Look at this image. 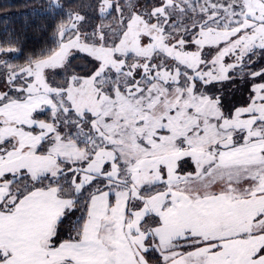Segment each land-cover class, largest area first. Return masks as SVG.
Instances as JSON below:
<instances>
[{
  "label": "snow or ice",
  "instance_id": "obj_1",
  "mask_svg": "<svg viewBox=\"0 0 264 264\" xmlns=\"http://www.w3.org/2000/svg\"><path fill=\"white\" fill-rule=\"evenodd\" d=\"M88 8L0 43V264H264V0Z\"/></svg>",
  "mask_w": 264,
  "mask_h": 264
},
{
  "label": "trees",
  "instance_id": "obj_2",
  "mask_svg": "<svg viewBox=\"0 0 264 264\" xmlns=\"http://www.w3.org/2000/svg\"><path fill=\"white\" fill-rule=\"evenodd\" d=\"M52 0H0V43L12 41V46L18 49L13 55L18 56L13 63L23 64L27 57L33 53L39 54L42 50L54 47V30L61 20L66 19L63 14L53 17L49 14V4ZM64 5V12H80L91 17L92 12L88 5L93 0H58ZM105 20L104 23H110ZM92 23H100L93 20ZM82 71L86 65L78 58L74 61ZM57 80L62 76L55 77ZM247 93L243 87L239 91H229L226 94V102L239 105L246 99ZM40 118H46L42 115Z\"/></svg>",
  "mask_w": 264,
  "mask_h": 264
},
{
  "label": "rangeland",
  "instance_id": "obj_3",
  "mask_svg": "<svg viewBox=\"0 0 264 264\" xmlns=\"http://www.w3.org/2000/svg\"><path fill=\"white\" fill-rule=\"evenodd\" d=\"M94 24H96V23H94Z\"/></svg>",
  "mask_w": 264,
  "mask_h": 264
}]
</instances>
